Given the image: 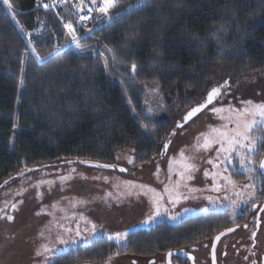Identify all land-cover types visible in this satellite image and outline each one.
<instances>
[{"label":"trees","instance_id":"16d2710c","mask_svg":"<svg viewBox=\"0 0 264 264\" xmlns=\"http://www.w3.org/2000/svg\"><path fill=\"white\" fill-rule=\"evenodd\" d=\"M12 3L15 20L33 28L35 0ZM116 11L125 13L82 42L84 55L70 50L47 59L54 38L44 32L35 46L46 58L39 64L0 1V184L25 165L115 163L125 147L134 149L136 165L149 164L161 156L177 109L202 101L221 80L264 73V0H126ZM46 16L56 26L55 16ZM142 82L159 85L163 108H146ZM199 217L176 225L182 240L197 233L189 228L202 226ZM165 225L129 233L126 248L153 251ZM91 245L71 249L57 264L103 260L120 250L105 237Z\"/></svg>","mask_w":264,"mask_h":264},{"label":"rangeland","instance_id":"374dc122","mask_svg":"<svg viewBox=\"0 0 264 264\" xmlns=\"http://www.w3.org/2000/svg\"><path fill=\"white\" fill-rule=\"evenodd\" d=\"M14 21L17 22L15 19ZM225 80H221L220 83ZM229 84L212 105L191 122L176 130L168 152L163 158L158 155L149 164L136 165L134 149L125 147L117 151L115 163L130 169V173L82 165L64 166L31 173L5 187L0 192V208H4V213H0V264H27L30 261L32 249L36 252L38 249L42 250L41 246L44 244L50 248H64L65 246L59 244L57 237L63 236L67 239L69 236H75V231L66 233L63 228L57 227V224L71 227L73 230L79 225L81 230V235L76 237L77 243L65 252L92 243L99 237L109 239L110 235L112 236L110 241L120 248L127 243V238L117 241L114 236L117 232L128 233L140 228L149 229L166 219L180 224L190 217L202 216L215 209L233 208L231 203H225V205L224 201L229 202L237 199L238 196H244L243 185L248 182L242 183L243 177H240L238 172L242 173L243 170L246 172L245 180L249 177L248 169L240 165L239 157H234L233 167L228 169V173H231L238 186L222 187L220 191H216L213 185L217 181L213 179L211 173L220 169L208 163L210 159L213 161L216 159L215 147L199 152L192 149L195 138L201 132L208 131L209 126L215 127L223 123L219 115L210 110L213 106L231 105L241 108L244 101L264 102V73L253 74L237 83ZM141 87L145 94V106L150 112L165 106L157 83L142 82ZM158 112H160L159 117L170 116L165 111L158 110ZM185 112L176 110L171 118L174 128ZM260 127L258 126L256 130ZM256 130L252 136L258 141L257 149L260 153L259 149L264 144V139H261L264 137V132L259 133ZM181 149H185L186 156L196 157L191 163L196 165L197 170L191 172L192 179L182 181L187 188L180 189L188 198H181L175 206L165 198L161 203L168 211L152 222H145L147 217L155 211L153 194L137 186L147 185L163 193L165 185H170L179 179L177 175L179 166L173 163V169L169 172V164L173 162V158L179 160ZM257 156L258 154L253 155L255 162L258 161ZM129 160H132V163H129ZM205 171L209 175L206 176ZM62 176L69 178L61 180ZM217 179L222 185L226 183L219 177ZM40 181L53 183L41 184ZM127 181L132 182L131 185L125 184ZM188 189H197V191L190 192ZM108 193H111V196ZM209 196L213 197L216 203L209 201L207 199ZM12 204H16L15 210L12 209ZM5 213L13 216V220H8ZM92 224L96 225L95 233L90 231ZM85 229L89 231H84ZM41 232L44 233L43 236L40 235ZM56 252L59 251L54 253ZM52 254L42 255L43 259L35 264H45V256L51 262Z\"/></svg>","mask_w":264,"mask_h":264},{"label":"snow or ice","instance_id":"6c2138e0","mask_svg":"<svg viewBox=\"0 0 264 264\" xmlns=\"http://www.w3.org/2000/svg\"><path fill=\"white\" fill-rule=\"evenodd\" d=\"M123 0H87V3L92 5L93 7L88 8V13L90 14L93 11V8H95L96 12L98 13L97 19L98 20H113L114 17H119L121 15L120 12L115 11L118 7H120ZM138 4L142 3L143 0H136ZM3 4L7 6V9L9 10L11 16L13 19H16L17 17V11L14 10V5L12 3V0H3ZM85 5V0H80V2L76 5V8L79 12H83ZM48 5H45L47 7ZM128 8H132L133 5L128 4ZM91 18L89 16H83L80 15L79 19L81 21L85 19ZM17 23L19 24L21 30L24 29L23 24H20L19 20H17ZM65 27L68 29L67 35L70 37L71 41L74 43H79L80 37L78 36L73 24L71 21H69ZM88 32H91L92 29H86ZM30 35V33H28ZM107 48V46H105ZM109 52H112V49H107ZM37 56L39 57V54L37 53ZM40 59H43L42 57H39ZM112 60H116V55L114 52H112ZM104 67H108V58H104ZM131 70L132 73H135L137 71V65L135 63L131 64ZM23 71V70H21ZM228 86V82L225 81L224 85H220L219 87H213L210 92L207 94L205 101L193 108H191L187 114L184 117L183 123H178L177 127L182 128L184 123H187L189 120H191L193 117H195L199 112H201L203 109L207 108L209 105L213 104V101L216 99L217 96L221 94V88H226ZM158 90V89H157ZM147 103V101H146ZM243 107L236 108L234 106L229 105L228 107H215L213 106L210 110L213 113H216L219 115L221 121L223 123L219 126H209L208 131L201 132L196 138L195 142L192 145V149L195 152H199L201 150L207 151L211 150L213 147L216 149V159L215 161L209 160L208 163L212 164L215 168L220 169V171L211 173L213 176V179L217 182L213 185L214 189L216 191H220L221 188H226L228 186H231L232 188L237 187V181L232 178L231 173H228V169L230 167H233L232 160L234 157H239V163L242 167L247 168L248 172L251 173L255 171V161L253 160V155L258 154L257 149V143L258 141L253 138L252 133L256 130L258 126H264V102L261 103H254L251 100L242 102ZM146 128L147 126L144 125ZM171 135H175V130H173V133ZM261 139H264L262 137ZM171 141L165 143L164 145V151L166 152L168 149L169 144ZM187 147V146H186ZM163 154V153H161ZM196 157L195 156H186L185 155V149H181L179 153V160L176 158H173V162L169 164V172L173 169V163L177 164L178 170L177 175L179 176V179L175 181L174 183L170 185L164 186L163 193L157 192L156 189L151 188L147 185H138L137 187L141 189H146L147 192H150L153 194L152 201L155 205V211L153 214L149 215L147 217V220L145 222H152L157 217L162 215L164 212H167L168 209L163 207V204L161 201H163L165 198H167L169 201H171L172 205L175 206V204L179 203L180 199H187L188 197L185 196L181 191V187L187 188L186 184H182V181L185 179L190 180L192 179L191 172L197 170L196 165L194 163H191ZM82 163H89V161H82ZM129 163H132V160H129ZM98 167H104V168H114L116 165H109V164H103V165H97ZM25 168L27 166L25 165ZM259 168L261 170H264V158L259 159ZM28 171H32L33 169H27ZM121 171H126V169H121ZM227 173V174H226ZM264 174V172H262ZM19 175H23V172H21ZM205 175H209L207 171H205ZM219 177L223 181H225V184H221L220 180L217 179ZM69 177H61V180H66ZM249 180H251L253 177L249 175ZM5 184L8 183V181L4 182ZM41 184L53 183L52 181H40ZM132 182L127 181L125 184L131 185ZM2 187V185H0ZM243 188L245 189H252L248 193L249 198L252 199L256 196V186L254 184H245L243 185ZM190 192L197 191V189H188ZM146 192V194H147ZM109 196H111V193H108ZM239 195V193H237ZM209 201L212 203H216V200L213 199V197L209 196L207 197ZM232 205L235 206L237 204V201L233 200ZM247 203V201H245ZM255 207V204L252 205ZM12 209H16V204L11 205ZM185 211H188V209H185ZM0 213H4V208H0ZM51 214V213H50ZM6 215V218L8 220H13V216ZM175 219L176 217H172ZM81 219H84L81 217ZM59 228H63L64 232L66 233H72L75 231V236H69L67 239H65L63 236H58V242L60 245L65 246L61 249H56L54 247L50 248L47 244H44L41 246L42 250H37L36 255L42 256L45 254H52L55 251H66L69 247L77 243L76 237H79L81 235V230L79 228V225L73 230L71 227H65L63 224H57L56 225ZM84 231H89V229H85ZM92 233L96 232V225L92 224L91 230ZM226 231L231 232L233 229L229 228ZM41 236L44 235L43 232L40 233ZM128 233L127 232H117L114 234L117 241H123L126 240ZM225 235L224 232H221L219 235L215 237V240L219 241L220 237ZM255 236V233H253V237ZM112 236H109V239H111ZM119 253H117L118 255ZM213 261H215V248L213 247ZM169 256H171V252H169ZM109 261L111 260V257L108 258ZM247 259V258H246ZM45 264H51V262L48 260V257L45 256ZM253 264H255V261H253Z\"/></svg>","mask_w":264,"mask_h":264},{"label":"flooded vegetation","instance_id":"af4514ba","mask_svg":"<svg viewBox=\"0 0 264 264\" xmlns=\"http://www.w3.org/2000/svg\"><path fill=\"white\" fill-rule=\"evenodd\" d=\"M261 147L263 150L259 149L260 153L258 151L255 171L247 172L253 178L244 180L246 172L244 170L241 171L242 173L239 172V175L243 177L241 178L242 183L248 182V184L256 186L254 198L250 199L248 195L252 189H244V196H238L235 199L237 204L233 208L215 209L202 214V216L199 215L198 219L202 226L195 229L189 228L197 233L186 236L185 240H182L179 235L181 228L176 227L178 223L166 219L161 223H167L169 226L165 225L159 229L160 242L151 252H141L132 248L128 250L126 247L130 242L127 235V243L121 245L120 250L105 259L79 260L75 264H253V261L255 264H264V174H262L264 170L259 168V159L264 157V144ZM231 202L224 201V204ZM253 204L255 207L252 206ZM229 228L233 231H226ZM221 232H224L225 235L221 236L219 241L215 240V237ZM253 233H255L254 237ZM91 244L86 245L90 246ZM213 247L215 248V261H213L212 254ZM169 252H171V256H169ZM65 253L68 252L59 251L52 254L50 256V258L52 257L51 264H57V260L64 259ZM117 253L119 254L117 255ZM77 254L78 252H74V255ZM43 257H38L36 250L32 249L30 261L27 264L38 263ZM109 257H111L110 261Z\"/></svg>","mask_w":264,"mask_h":264},{"label":"built area","instance_id":"2783aa9c","mask_svg":"<svg viewBox=\"0 0 264 264\" xmlns=\"http://www.w3.org/2000/svg\"><path fill=\"white\" fill-rule=\"evenodd\" d=\"M0 1L3 4V0ZM79 2L80 0H35V10L38 12V15L35 18L34 27L28 30H21L19 24L15 21L19 32L27 43L29 53L34 56L39 64H42L46 58L40 59V56H37L35 46L37 44L38 38L44 32L48 31L53 35L54 38L53 52L49 55V57H47V59L70 50L75 51L79 55H84L87 54V52L82 47V42L87 39L94 38L98 31L118 18L114 17V19L111 21L98 20V13L96 12L95 8H93V11L90 14L88 13V8L93 6L88 4L87 0H85L83 12H79L78 14L76 5ZM45 5L48 6L45 7ZM4 7L7 9L6 5H4ZM7 11L10 13L8 9ZM123 13H121V15ZM47 14H53L55 16L56 24H54L56 26L51 25V20L46 16ZM80 15H90L91 18L81 21L79 19ZM69 21L72 22L78 36L80 37L78 44L72 42L70 37L67 35L68 29L65 27V25ZM86 29H92V31L88 32ZM28 33H30V35H28ZM92 54L98 55L96 52H92Z\"/></svg>","mask_w":264,"mask_h":264},{"label":"water","instance_id":"95a60500","mask_svg":"<svg viewBox=\"0 0 264 264\" xmlns=\"http://www.w3.org/2000/svg\"><path fill=\"white\" fill-rule=\"evenodd\" d=\"M227 82H228V86L230 85L229 83V80H226ZM225 84V82H223V83H221V84H219V85H217V86H215V87H219L220 85H224ZM227 88V87H226ZM226 88H221V94L223 93V91L226 89ZM210 92V91H209ZM208 92V93H209ZM207 93V94H208ZM207 94H206V96H207ZM220 94V95H221ZM220 95L219 96H217L216 97V99L213 101V103L220 97ZM206 96H205V98H206ZM205 98L200 102V103H197V104H195V105H193L191 108H193V107H195V106H197V105H199V104H201V103H203L204 101H205ZM210 106V105H209ZM208 106V107H209ZM207 107V108H208ZM191 108H189L183 115H182V117L178 120V122H177V124L178 123H183V120H184V117H185V115L187 114V112L191 109ZM207 108H205V109H203L201 112H199L195 117H193L191 120H189L187 123H184L183 124V126H185L186 124H188L189 122H191L194 118H196L197 116H199L203 111H205ZM178 129V127L176 126L173 130H175V132H176V130ZM173 130L171 131V133H170V135H169V137H168V139H167V141L166 142H168L169 140L172 142V139H173V137H174V135H171L172 133H173ZM165 142V143H166ZM165 143H164V145H165ZM171 144V143H170ZM170 144H169V146H168V149H169V147H170ZM164 145H163V147H162V150H161V153H163V154H161V157L163 158V157H165V155H166V153L168 152V149H167V151L165 152L164 151ZM264 158V157H263ZM82 161H89V163H82ZM103 164H109V165H116V167H114V168H104V167H98L97 165H103ZM74 165H82V166H86V167H90V168H102V169H105V170H110V171H112V170H118V171H120V172H122V173H130L131 172V170L130 169H128V168H126V167H123V166H120V165H118V164H116V163H105V162H99V161H93V160H78V159H74V160H67V161H60V162H55V163H49V164H43V165H38V166H32V167H29V168H26L25 170H22V171H20V172H18V173H16V174H14L13 176H11L10 178H8V179H6L5 181H8V183L7 184H5L4 182H2L0 185H2V187H0V192L5 188V187H7L9 184H11L12 182H14V181H16V180H18V179H20V178H23V177H25V176H27V175H29V174H31V173H35V172H38V171H43V170H47V169H52V168H58V167H64V166H74ZM27 169H33L32 171H28ZM121 169H126V171H121ZM263 171V170H262ZM21 172H23V175H19ZM80 264H96V263H80Z\"/></svg>","mask_w":264,"mask_h":264}]
</instances>
